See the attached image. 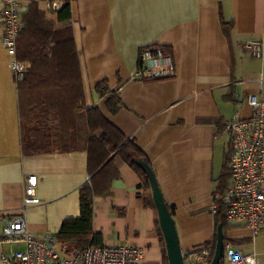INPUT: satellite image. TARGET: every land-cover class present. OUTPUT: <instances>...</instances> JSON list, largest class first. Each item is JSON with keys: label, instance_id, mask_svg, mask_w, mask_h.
I'll list each match as a JSON object with an SVG mask.
<instances>
[{"label": "crops", "instance_id": "obj_1", "mask_svg": "<svg viewBox=\"0 0 264 264\" xmlns=\"http://www.w3.org/2000/svg\"><path fill=\"white\" fill-rule=\"evenodd\" d=\"M19 1L22 21L36 4L54 25H65L57 22L60 1ZM52 2L61 3L60 9H51ZM71 7L68 26L87 108L98 107L145 155L173 212L183 253L213 244L217 229L211 205L233 149L225 126L253 116L250 96L264 102V0H71ZM1 34L0 22V224L21 214L27 179L36 176L41 204L27 211L29 229L57 237L66 219L80 216L89 152L58 149L61 127L68 139L76 135L74 118L66 126L53 118L47 132L22 130L19 84ZM252 41L263 43L262 58L247 48ZM154 46L171 54L175 76L133 81L140 52ZM100 86L119 98L117 113L108 109L109 96H100ZM85 132L79 140L83 146ZM23 135L50 142L49 151L25 153ZM117 165L111 194L95 199L94 232L102 245L141 248V264H169L151 188L127 163L118 160ZM227 237V248L264 264V232L230 225Z\"/></svg>", "mask_w": 264, "mask_h": 264}, {"label": "trees", "instance_id": "obj_2", "mask_svg": "<svg viewBox=\"0 0 264 264\" xmlns=\"http://www.w3.org/2000/svg\"><path fill=\"white\" fill-rule=\"evenodd\" d=\"M51 1L62 3V8L56 15L58 24L65 25H54L36 4L29 7L23 16V27L17 42L18 57L28 64L25 79L19 84L18 92L22 130L28 128L30 134L47 132L49 129L46 126L53 118L65 126L67 123L71 124L74 118L76 135L73 139H68L63 135L66 134V127H61L58 149L60 152L83 149L89 152L90 178L79 191L80 216L66 219L56 237L67 253L72 254L90 245H102L101 236L94 232L95 199L111 194L113 182L119 178L118 160L131 166L143 177L148 188L151 187L146 174L135 162L137 159L147 161L143 152L107 121L98 107L87 108L78 53L68 26L72 19L71 0ZM101 87L98 88L100 96H109L108 109L113 114L117 113L122 107L119 98L114 93L107 95ZM84 131L85 146L79 141ZM96 131L102 132L100 138H95ZM22 145L27 154L45 153L51 147L50 142H40L33 135L28 138L23 135ZM233 149L227 153L224 174L219 179L214 197L218 203L216 229L219 225L224 228V255L228 243L227 231L231 224L226 218L223 202L218 199L224 197L230 185ZM216 238L215 236L213 243L214 253ZM221 264H225L224 256Z\"/></svg>", "mask_w": 264, "mask_h": 264}, {"label": "built area", "instance_id": "obj_3", "mask_svg": "<svg viewBox=\"0 0 264 264\" xmlns=\"http://www.w3.org/2000/svg\"><path fill=\"white\" fill-rule=\"evenodd\" d=\"M61 3L50 8L59 10ZM19 0H1V41L11 58L10 70L16 84L24 81L28 65L18 57V38L22 30ZM247 48L253 56L262 58L263 43L252 41ZM175 76L173 58L162 47H148L140 52L138 68L131 79L140 83L168 80ZM253 116L248 120L227 123L225 131L232 140L230 185L223 198L228 223L250 229L254 234L264 232V102L256 96L248 98ZM37 177L29 176L21 214L0 224V264H141V248L125 245H90L68 254L56 237L30 231L27 211L41 204L36 195ZM218 203L213 199L211 214L216 216ZM214 245L206 244L197 251L184 254L185 264H211ZM226 264H257L254 256H244L232 247L226 248Z\"/></svg>", "mask_w": 264, "mask_h": 264}, {"label": "water", "instance_id": "obj_4", "mask_svg": "<svg viewBox=\"0 0 264 264\" xmlns=\"http://www.w3.org/2000/svg\"><path fill=\"white\" fill-rule=\"evenodd\" d=\"M135 162L146 174L150 183L153 200L158 212L159 224L166 244L169 264H185L176 221L165 201L154 170L151 165L143 159H137ZM216 237V248L211 264H221L223 260L225 250L223 225L218 226Z\"/></svg>", "mask_w": 264, "mask_h": 264}]
</instances>
